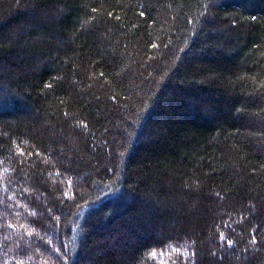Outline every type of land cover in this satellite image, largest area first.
Listing matches in <instances>:
<instances>
[{"label": "trees", "instance_id": "trees-1", "mask_svg": "<svg viewBox=\"0 0 264 264\" xmlns=\"http://www.w3.org/2000/svg\"><path fill=\"white\" fill-rule=\"evenodd\" d=\"M0 264H264V0H0Z\"/></svg>", "mask_w": 264, "mask_h": 264}, {"label": "snow or ice", "instance_id": "snow-or-ice-1", "mask_svg": "<svg viewBox=\"0 0 264 264\" xmlns=\"http://www.w3.org/2000/svg\"><path fill=\"white\" fill-rule=\"evenodd\" d=\"M221 239H225V238L223 237V235L221 236ZM227 243H228L229 245H231L232 241H227Z\"/></svg>", "mask_w": 264, "mask_h": 264}]
</instances>
